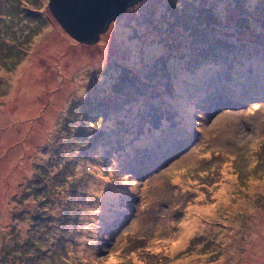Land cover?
I'll return each mask as SVG.
<instances>
[{"label": "rangeland", "instance_id": "1", "mask_svg": "<svg viewBox=\"0 0 264 264\" xmlns=\"http://www.w3.org/2000/svg\"><path fill=\"white\" fill-rule=\"evenodd\" d=\"M49 4L0 0V264H264V0L121 5L93 44Z\"/></svg>", "mask_w": 264, "mask_h": 264}, {"label": "water", "instance_id": "2", "mask_svg": "<svg viewBox=\"0 0 264 264\" xmlns=\"http://www.w3.org/2000/svg\"><path fill=\"white\" fill-rule=\"evenodd\" d=\"M143 0H50L49 7L60 25L81 43L93 44L98 29L108 28L113 10L135 5Z\"/></svg>", "mask_w": 264, "mask_h": 264}, {"label": "bare ground", "instance_id": "3", "mask_svg": "<svg viewBox=\"0 0 264 264\" xmlns=\"http://www.w3.org/2000/svg\"><path fill=\"white\" fill-rule=\"evenodd\" d=\"M6 69V68H5ZM2 80V74L0 73V81ZM1 84V82H0ZM183 88V85L180 87ZM21 97L25 98L28 94V90H24L21 89ZM251 91H246L244 93H250ZM179 98H183L181 95H178ZM174 105L177 106L178 109L182 110L184 113H186L188 116L191 115V108L188 106L187 101L183 98V99H179L176 100ZM2 120V119H1ZM3 122V121H0ZM187 123L191 122V118H188ZM189 128V127H188ZM190 129V128H189ZM226 172V175L229 176V171L228 170H224ZM224 189V187L222 188V190ZM124 192L122 190H118V188L115 186V183L113 182H109V181H105L102 184H100L98 186V196L100 197L101 200V208H100V212L98 214V218H99V223L101 224L102 220H108L110 218V211H114L116 207L114 205V202L119 200L120 195L123 194ZM93 237V236H92ZM95 238V237H93Z\"/></svg>", "mask_w": 264, "mask_h": 264}, {"label": "trees", "instance_id": "4", "mask_svg": "<svg viewBox=\"0 0 264 264\" xmlns=\"http://www.w3.org/2000/svg\"><path fill=\"white\" fill-rule=\"evenodd\" d=\"M127 70H130V69H127ZM126 71V70H125ZM261 86H263V84H261ZM122 90H123V92H128L130 89H129V83H128V81L126 80V81H123V84H122ZM209 94V99H213V94L212 93H208ZM130 97L131 98H134V99H137V98H139L138 96H136V95H134V94H131L130 95ZM78 103H80V104H82V105H86V103L85 102H83V101H81V100H79L78 101ZM117 110H119V109H117ZM120 111V110H119ZM103 112H109V109H106V110H103ZM151 115V114H150ZM153 116L154 117H156L157 118V113H155V114H153ZM100 120V118L99 119H97V121H99ZM90 123V122H89ZM96 123V121H94V122H92V126L94 127V124ZM84 124H88V121H86V120H84ZM91 125V124H90ZM86 135H88V134H86Z\"/></svg>", "mask_w": 264, "mask_h": 264}]
</instances>
